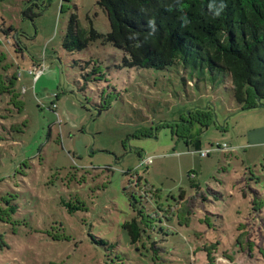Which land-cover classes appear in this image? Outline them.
Listing matches in <instances>:
<instances>
[{
    "label": "rangeland",
    "instance_id": "rangeland-1",
    "mask_svg": "<svg viewBox=\"0 0 264 264\" xmlns=\"http://www.w3.org/2000/svg\"><path fill=\"white\" fill-rule=\"evenodd\" d=\"M72 13L109 31L97 0H0V264H264V99L100 39L68 52Z\"/></svg>",
    "mask_w": 264,
    "mask_h": 264
},
{
    "label": "trees",
    "instance_id": "trees-1",
    "mask_svg": "<svg viewBox=\"0 0 264 264\" xmlns=\"http://www.w3.org/2000/svg\"><path fill=\"white\" fill-rule=\"evenodd\" d=\"M97 3L107 15L109 31L102 34L84 29L72 13L61 44L64 50L78 51L100 39L124 52V66L159 70L179 66L190 80L205 83L219 81L216 77L225 74L220 81L230 80L232 97L241 108H254L264 99V0ZM200 114L206 121L212 120L211 112ZM148 136L151 134H140ZM180 199H184L183 193ZM141 209L122 224L132 243L147 228Z\"/></svg>",
    "mask_w": 264,
    "mask_h": 264
},
{
    "label": "built area",
    "instance_id": "built-area-1",
    "mask_svg": "<svg viewBox=\"0 0 264 264\" xmlns=\"http://www.w3.org/2000/svg\"><path fill=\"white\" fill-rule=\"evenodd\" d=\"M29 73L30 74L33 73V79L36 80L39 77V75L42 73V68L38 66H32L29 68ZM228 148L229 146L226 143L223 144L216 143L215 145H212L210 149L199 150L198 153L200 157H206L213 150L228 149Z\"/></svg>",
    "mask_w": 264,
    "mask_h": 264
},
{
    "label": "crops",
    "instance_id": "crops-1",
    "mask_svg": "<svg viewBox=\"0 0 264 264\" xmlns=\"http://www.w3.org/2000/svg\"><path fill=\"white\" fill-rule=\"evenodd\" d=\"M256 107H258V106H256ZM256 107H254V108H256ZM250 109H252V108H250ZM190 114V113H189ZM188 146V145H187ZM208 156V155H207ZM193 177H194V175H193ZM192 176H190V178H193ZM194 179V178H193Z\"/></svg>",
    "mask_w": 264,
    "mask_h": 264
},
{
    "label": "water",
    "instance_id": "water-1",
    "mask_svg": "<svg viewBox=\"0 0 264 264\" xmlns=\"http://www.w3.org/2000/svg\"><path fill=\"white\" fill-rule=\"evenodd\" d=\"M258 105H260V103H258Z\"/></svg>",
    "mask_w": 264,
    "mask_h": 264
}]
</instances>
